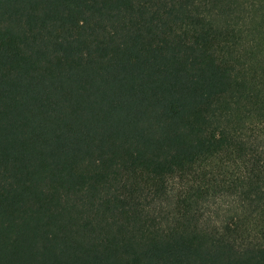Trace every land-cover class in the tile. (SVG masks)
Wrapping results in <instances>:
<instances>
[{"label":"trees","instance_id":"1","mask_svg":"<svg viewBox=\"0 0 264 264\" xmlns=\"http://www.w3.org/2000/svg\"><path fill=\"white\" fill-rule=\"evenodd\" d=\"M0 264H264V0H0Z\"/></svg>","mask_w":264,"mask_h":264}]
</instances>
